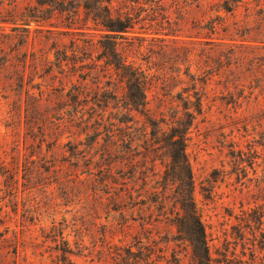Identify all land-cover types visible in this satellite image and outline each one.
Instances as JSON below:
<instances>
[{
    "label": "rangeland",
    "instance_id": "obj_1",
    "mask_svg": "<svg viewBox=\"0 0 264 264\" xmlns=\"http://www.w3.org/2000/svg\"><path fill=\"white\" fill-rule=\"evenodd\" d=\"M0 1L10 8L12 0ZM170 3L169 0L167 5ZM145 9L143 23H151L150 17L154 16L157 21L151 30H159L155 25L165 22L163 14L151 15L149 7ZM174 12L171 10L172 22L179 18ZM188 27L181 30L173 25L171 30L185 36ZM136 32H141L140 25ZM139 37L150 40L152 35ZM59 38L68 47L73 39L91 40L70 35ZM167 45L191 49L186 43ZM139 46L143 55L137 63L147 66V57L159 53L164 44L136 41L125 50ZM7 53V58L0 56V64L5 66L0 69V160L10 172L0 171V255H8L9 264H52L48 258L62 245L63 236L75 253L74 264H166L179 260L181 264H195L190 244L180 240L172 223L175 209L171 215L170 205L171 218L165 219L158 203H154L157 196L151 193L158 188L161 193H168L169 202L172 198L165 187V139L153 138L154 130L146 128L141 117L139 124L120 123L122 104L111 101L105 115L107 129L114 136L111 144L102 140L92 152L95 163L89 166L91 174L86 173L89 169L85 159L76 174L75 168H68L69 163L65 162L74 145H66L68 104L63 99L40 109L26 106L25 92L17 87V72L24 68L9 50ZM162 61L154 57L149 65L153 73ZM178 64L182 81L169 87L157 82L149 92L153 109L157 107L156 97L191 86L183 75L189 64ZM32 69L29 63L27 77L30 74L33 78ZM38 76L31 84L42 82ZM218 81L209 86L204 114L188 131L194 200L206 229L211 264H264V114L255 110L254 104L233 108L222 106L220 100L213 102L221 92ZM111 83L121 85L117 76ZM201 86L199 83L198 88ZM52 93L57 95V90ZM122 94L123 90L119 99ZM42 124L48 135L43 151L39 149ZM128 136L135 139L129 151L125 148L130 146ZM108 148L114 151L108 159L113 167L108 177L110 189L102 185L104 173L95 169L96 164L103 163L101 156ZM126 158L133 160L135 166L129 165ZM120 196L123 199L117 198ZM1 240L7 242L2 244Z\"/></svg>",
    "mask_w": 264,
    "mask_h": 264
},
{
    "label": "trees",
    "instance_id": "obj_2",
    "mask_svg": "<svg viewBox=\"0 0 264 264\" xmlns=\"http://www.w3.org/2000/svg\"><path fill=\"white\" fill-rule=\"evenodd\" d=\"M170 2L168 6L169 0H12L7 9L0 1V56L7 58L9 50L16 63L24 68L17 72V87L25 92L26 106L40 109L65 99L68 104L65 126L69 134L66 145L74 144L65 162L69 163L68 168H75L76 174L84 159L86 169L95 163L92 152L102 140L111 144L113 132L105 124L111 101L122 104L120 123L139 124L141 117L146 128L154 130L153 138L163 137L167 157L165 187L172 198L169 202L168 193L155 188L151 193L158 200L154 203H158L165 219L171 218L168 207H172L171 215L175 209L172 223L180 240L190 244L195 264H211L206 229L194 200V176L187 155L188 131L204 114L208 88L216 79L221 92L213 102L220 100L222 106L233 108L254 104L255 110L264 114V0ZM145 6L153 12L151 15L163 14L165 22L155 25L159 30H151L157 21L154 16L150 17L151 23H143ZM173 9L179 16L176 22L171 19ZM145 24L149 26L145 28ZM139 25L141 32H136ZM173 25L181 30L189 25L188 34H176L171 30ZM65 35L91 40L73 39L68 47L59 38ZM139 35H152V38ZM136 41L160 42L164 47L159 53L149 55L144 66L137 63L143 55L141 46L125 50ZM171 43H186L191 49L170 48L167 44ZM155 56L162 58L163 64L153 73L149 65ZM178 61L189 64L183 75L191 86L156 97L157 107L153 109L149 92L157 82L169 87L182 81ZM29 63L34 80L39 75L42 82L31 84L34 80L30 74L27 77ZM173 66L177 70L169 73ZM4 67L0 64V69ZM115 76L121 85L111 83ZM54 90L57 95L52 93ZM46 132L45 125H39L41 151L48 139ZM128 140L130 146L125 148L129 151L135 139L128 136ZM113 155L111 148L105 149L101 156L103 163L95 165L106 177L102 183L106 189L112 188L108 177L113 167L108 159ZM127 159L129 165L135 166L133 160ZM0 171L10 172L2 160ZM86 173L91 174V169ZM6 242L1 240L2 244ZM61 242L48 259L52 264H74L75 253L69 241L61 236ZM0 258V264H9L8 255L2 253ZM166 264L181 263L179 260Z\"/></svg>",
    "mask_w": 264,
    "mask_h": 264
}]
</instances>
